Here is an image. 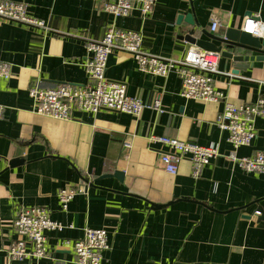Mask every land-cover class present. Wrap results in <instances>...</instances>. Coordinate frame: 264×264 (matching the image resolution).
I'll return each instance as SVG.
<instances>
[{
  "label": "crops",
  "instance_id": "1",
  "mask_svg": "<svg viewBox=\"0 0 264 264\" xmlns=\"http://www.w3.org/2000/svg\"><path fill=\"white\" fill-rule=\"evenodd\" d=\"M7 1L24 5L47 30L18 23L0 27V62L12 66L10 80H0V264H76L74 244L87 228L108 231L107 264H264V175L247 173L226 157L264 152V120L256 122L252 145L234 150L217 125L225 101L187 100L175 72L166 78L144 73L123 52L110 56L107 80L125 85L128 96L145 105L159 101L162 113H74L64 121L37 114L29 95L34 84L85 86L88 42L100 41L112 26L143 31L144 50L180 60L198 49L183 38L192 29L187 15H194L197 37L214 44L203 31L215 37L241 31L250 15L264 24V0H158L146 23L138 12L125 19L105 13L103 2L116 0ZM214 21L220 25L216 32ZM234 66L219 55L215 89L236 106L264 99V62L243 64L237 75ZM150 135L216 146L221 156L200 178L193 177L188 158L170 175L161 161L163 148L151 145ZM22 159L25 164L12 165ZM117 172L122 180L114 177ZM81 184L86 193L63 211L60 191ZM33 207L48 209L53 221L73 229L47 233L48 258L11 262L16 212Z\"/></svg>",
  "mask_w": 264,
  "mask_h": 264
},
{
  "label": "built area",
  "instance_id": "2",
  "mask_svg": "<svg viewBox=\"0 0 264 264\" xmlns=\"http://www.w3.org/2000/svg\"><path fill=\"white\" fill-rule=\"evenodd\" d=\"M157 1H104L103 11L119 19L130 18L134 12H138L142 23H146L153 15ZM4 23H18L47 30L44 22L28 16L25 6L21 3L0 0V27ZM219 27V22L214 21L211 29L216 32ZM241 32L260 38L264 35V24L257 16L248 17L243 23ZM143 43V31L125 30L113 26L108 28L103 39L88 42V51L91 55V59L85 64L88 83L82 87L59 85L50 89L32 85L29 95L34 102V111L39 115L64 121H71L74 113L97 114L101 111H110L134 117H139L146 109H154L162 113L159 101L152 106L145 105L140 99L129 97L125 85L107 80L106 71L110 56L116 52H123L133 56L139 69L144 73L166 78L170 73L175 72L182 83V97L187 100L206 103L225 101L217 125L227 135L228 143L234 150L252 145L257 136L256 122L259 119L264 120V99H259L251 105L236 106L229 103L224 94L214 87V76L219 74L217 68L219 54L191 48L183 59H167L148 53L144 50ZM11 71L10 64L0 62V80H10ZM3 114L4 107L0 105V120ZM148 141L153 146L163 148L160 151L161 161L166 173L170 175H176L181 161L188 158L192 163L193 177L200 178L203 169L221 156L216 146L203 147L156 135H150ZM124 145L127 149L131 147L128 142ZM226 157L247 173L264 175V152L256 153L253 157L239 158L233 151ZM85 186L81 184L60 191L59 200L63 211H68L71 201L76 196L86 193ZM66 229H73V226L66 227L60 222L53 221L46 208L19 209L12 223L14 240L7 251L9 261L24 262L48 258L50 250L47 233H62ZM111 248L112 242L107 230L87 228L83 237L74 244L76 264H107L104 253Z\"/></svg>",
  "mask_w": 264,
  "mask_h": 264
},
{
  "label": "water",
  "instance_id": "3",
  "mask_svg": "<svg viewBox=\"0 0 264 264\" xmlns=\"http://www.w3.org/2000/svg\"><path fill=\"white\" fill-rule=\"evenodd\" d=\"M249 17H252L251 15ZM184 18L180 17V21ZM180 23V22H179ZM185 23L192 29L183 38L192 46L207 52L217 53L222 58L231 61L234 66L233 74H239L243 64H252L255 62H264V39L256 38L250 34L235 29H228L223 36L215 37L208 35L205 31L202 34L211 39L214 44L203 41L197 37V24L193 13L187 15ZM181 26V24H178ZM217 44V45H216ZM26 159L17 160L12 165L25 164ZM114 177L122 180L123 175L115 173ZM111 178V177H106ZM162 207L153 206V209L160 210Z\"/></svg>",
  "mask_w": 264,
  "mask_h": 264
}]
</instances>
